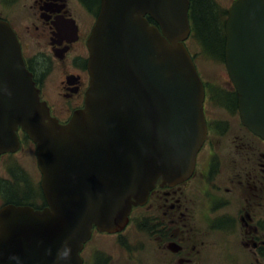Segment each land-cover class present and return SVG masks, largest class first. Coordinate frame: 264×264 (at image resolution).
<instances>
[{
	"label": "water",
	"instance_id": "water-1",
	"mask_svg": "<svg viewBox=\"0 0 264 264\" xmlns=\"http://www.w3.org/2000/svg\"><path fill=\"white\" fill-rule=\"evenodd\" d=\"M191 31L190 0H102L85 107L62 125L0 21V156L19 149L21 128L36 144L47 202L0 209V264H83L94 227L123 231L159 179L189 178L207 135ZM225 32L242 122L264 140V0H235Z\"/></svg>",
	"mask_w": 264,
	"mask_h": 264
},
{
	"label": "flooded vegetation",
	"instance_id": "flooded-vegetation-1",
	"mask_svg": "<svg viewBox=\"0 0 264 264\" xmlns=\"http://www.w3.org/2000/svg\"><path fill=\"white\" fill-rule=\"evenodd\" d=\"M101 5L102 0H0V21L15 33L40 100L62 125L85 107L87 43ZM227 83L230 89L219 96L205 86L207 135L193 173L174 185L159 179L145 203L132 207L123 231L94 227L81 251L83 264H89L88 255L91 264H110L90 245L101 236L120 240L130 229L147 236L126 250L122 264H264V140L243 124L235 86L230 78ZM212 102L222 109L213 112ZM17 134L19 149L0 156V195L9 197L0 209H43L42 174L34 179L14 159L26 146L34 147L36 156V144L21 128ZM21 193L23 198L15 200ZM35 194L40 205L28 200Z\"/></svg>",
	"mask_w": 264,
	"mask_h": 264
},
{
	"label": "rangeland",
	"instance_id": "rangeland-1",
	"mask_svg": "<svg viewBox=\"0 0 264 264\" xmlns=\"http://www.w3.org/2000/svg\"><path fill=\"white\" fill-rule=\"evenodd\" d=\"M217 4L222 9H228L232 3V0H215ZM188 47L193 54L196 55V67L197 70L203 80L206 83L207 87L211 89L212 94L217 93L219 96L226 94V91L230 89L227 81L229 80V76L227 73V69L225 66V62L214 57H209L202 52V47L193 37L190 41L187 42ZM222 107L217 105L215 102H212V110L220 111ZM36 149L33 147H27L24 152L19 153L14 157L17 164L23 169L25 173H29L34 179L40 177L41 172L38 169L37 159L35 156ZM3 183H1L2 187ZM16 186L20 189H23L24 186H21L18 182ZM24 193L18 195L15 200H19L23 198ZM33 197V198H32ZM7 199L9 197H1L0 195V206L3 204V199ZM28 200L35 203L36 205L41 204L39 194L29 195ZM146 234L144 230H134L130 229L127 233H125L120 240L115 238H111L108 236L98 237L90 247H95L106 254V258L110 260V264H122L124 261V254L126 250L133 249L134 245L137 246L146 238ZM142 239V241H141ZM125 244H128L125 246ZM90 252V250H89ZM142 259L145 260L144 249H141ZM89 264H91V257L88 255ZM114 259V261H113Z\"/></svg>",
	"mask_w": 264,
	"mask_h": 264
},
{
	"label": "trees",
	"instance_id": "trees-1",
	"mask_svg": "<svg viewBox=\"0 0 264 264\" xmlns=\"http://www.w3.org/2000/svg\"><path fill=\"white\" fill-rule=\"evenodd\" d=\"M227 16L228 9H222L215 0H190L191 38L198 41L205 55L224 62Z\"/></svg>",
	"mask_w": 264,
	"mask_h": 264
},
{
	"label": "clouds",
	"instance_id": "clouds-1",
	"mask_svg": "<svg viewBox=\"0 0 264 264\" xmlns=\"http://www.w3.org/2000/svg\"><path fill=\"white\" fill-rule=\"evenodd\" d=\"M63 255L66 257L68 256V252H64Z\"/></svg>",
	"mask_w": 264,
	"mask_h": 264
}]
</instances>
